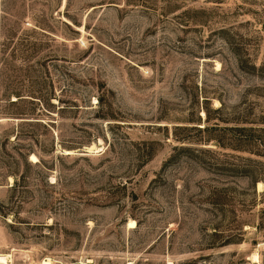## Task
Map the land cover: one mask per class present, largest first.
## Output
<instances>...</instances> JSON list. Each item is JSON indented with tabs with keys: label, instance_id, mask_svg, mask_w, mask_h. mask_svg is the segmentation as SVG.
Segmentation results:
<instances>
[{
	"label": "rangeland",
	"instance_id": "obj_1",
	"mask_svg": "<svg viewBox=\"0 0 264 264\" xmlns=\"http://www.w3.org/2000/svg\"><path fill=\"white\" fill-rule=\"evenodd\" d=\"M0 91L11 264H264V0H0Z\"/></svg>",
	"mask_w": 264,
	"mask_h": 264
},
{
	"label": "trees",
	"instance_id": "obj_2",
	"mask_svg": "<svg viewBox=\"0 0 264 264\" xmlns=\"http://www.w3.org/2000/svg\"><path fill=\"white\" fill-rule=\"evenodd\" d=\"M14 97L12 98L11 96V93H3L0 91V103L4 100V101H8L10 104H13V105H17V107L19 108L18 110L16 111H12L11 114H14L15 116H18V117H21V121H27L26 120V117H29L27 116L28 114H30L31 112L29 110H31V107H28L27 103H30L32 102L33 100L31 99V97L33 96L32 94L30 93H23V92H14ZM41 95V98H43V102L47 103L49 100V98L51 97L50 95L48 94H45V93H40ZM54 94V93H53ZM38 100L40 101L41 99L38 98ZM60 101V99H59ZM25 105V107H22V105ZM222 105V104H221ZM1 106V104H0ZM41 108H38L37 110L40 111V110H46V108L43 106V103H41ZM62 107H57V109H60ZM36 110V109H35ZM48 111V110H46ZM2 111L0 110V113ZM45 125V124H44ZM46 125H50L49 123H46ZM17 127V128H16ZM204 127H206V125H204ZM16 128V132H15V136H14V139L17 138L18 134H19V130H18V125L15 126ZM264 127H256L254 125H236V126H229L227 127V129H234L236 131H238V134L237 136H235L232 140L233 141H228V142H231V145L230 147L234 148V149H238V148H241L242 146H244L243 144H248L250 142L253 141V139L256 137L255 136V132L258 131V130H261L263 129ZM183 141V140H181ZM215 141L217 142V144L221 145V146H225V143L224 141H221L220 139H216L215 138ZM233 142V143H232ZM224 157H221V158H217L216 160V164L218 166H220L221 168L223 169H227V170H234V169H238V168H241L240 165H238L237 163H235L234 161H229V158L233 157V158H238V157H242L241 155H238V154H231V153H223Z\"/></svg>",
	"mask_w": 264,
	"mask_h": 264
},
{
	"label": "bare ground",
	"instance_id": "obj_3",
	"mask_svg": "<svg viewBox=\"0 0 264 264\" xmlns=\"http://www.w3.org/2000/svg\"><path fill=\"white\" fill-rule=\"evenodd\" d=\"M35 159H36V156L34 154H30V160H35ZM130 223H133V221H130ZM253 257H255V255ZM0 262L3 264H11V262L8 259L7 254H0ZM41 264H50V261L49 259H46V260H43ZM75 264H80V263H75Z\"/></svg>",
	"mask_w": 264,
	"mask_h": 264
}]
</instances>
